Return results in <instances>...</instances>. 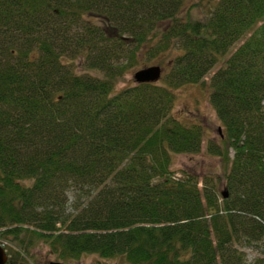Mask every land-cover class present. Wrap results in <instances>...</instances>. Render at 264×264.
Instances as JSON below:
<instances>
[{"label": "trees", "instance_id": "obj_1", "mask_svg": "<svg viewBox=\"0 0 264 264\" xmlns=\"http://www.w3.org/2000/svg\"><path fill=\"white\" fill-rule=\"evenodd\" d=\"M186 6L0 0L8 264H32L40 244L67 262L264 264V0H217L203 20L184 18ZM141 54L145 69L164 67L161 80L116 90ZM79 58L104 76L78 73ZM221 63L210 88L224 138L207 152L228 169L177 178L173 156L200 154L205 131L173 115L175 91Z\"/></svg>", "mask_w": 264, "mask_h": 264}, {"label": "rangeland", "instance_id": "obj_2", "mask_svg": "<svg viewBox=\"0 0 264 264\" xmlns=\"http://www.w3.org/2000/svg\"><path fill=\"white\" fill-rule=\"evenodd\" d=\"M217 0H187V6L182 11L184 18L193 20H203L208 16V5ZM166 25L160 28L162 31ZM243 43L240 42L232 48V50L226 55L228 59L231 54ZM146 53V52H145ZM138 65L127 69L122 78H119L115 82L116 90H121L127 86L135 84V74L145 69L142 67L145 63V57L141 54L138 57ZM76 70L81 74H91L93 76L103 77L100 72L89 70L85 67L84 60L82 58L73 62ZM223 63L218 64L209 75L204 79V84H196L182 87L175 91L176 102L173 109V115L186 124H201L204 127L205 135L202 146V151L197 155H174L173 156V169L176 171L177 178L182 177V170L196 173L202 178L206 174L213 176H220L224 178V173L228 169V165L220 158L212 157L207 152L208 143L210 140H214L220 143L224 138V128L216 111L211 103V88L210 82L213 75L219 70ZM157 66V65H154ZM153 67V66H152ZM161 67V66H160ZM162 68V67H161ZM163 74L165 72L162 68ZM233 151L231 150V157H233ZM221 193H225V187H221ZM248 253V260L251 261L257 257V251L252 249H246ZM257 252V253H256ZM32 264H52L54 262H60L64 264H123V260L120 258L103 259L97 255H85L81 259L67 262L61 261L56 256L50 253L48 247L44 244L37 245L31 252L29 259Z\"/></svg>", "mask_w": 264, "mask_h": 264}, {"label": "water", "instance_id": "obj_3", "mask_svg": "<svg viewBox=\"0 0 264 264\" xmlns=\"http://www.w3.org/2000/svg\"><path fill=\"white\" fill-rule=\"evenodd\" d=\"M163 70L160 66H153L146 69H142L135 74V81L137 83H157L161 80ZM227 197V194H225ZM9 256L6 250L0 245V264H8ZM52 264H64L60 262H54Z\"/></svg>", "mask_w": 264, "mask_h": 264}, {"label": "bare ground", "instance_id": "obj_4", "mask_svg": "<svg viewBox=\"0 0 264 264\" xmlns=\"http://www.w3.org/2000/svg\"><path fill=\"white\" fill-rule=\"evenodd\" d=\"M0 245L4 248V245H2L1 243H0ZM7 252V251H6ZM8 254V253H7Z\"/></svg>", "mask_w": 264, "mask_h": 264}]
</instances>
